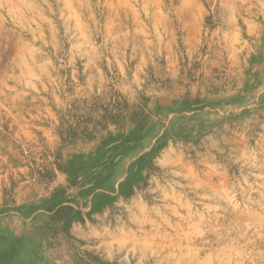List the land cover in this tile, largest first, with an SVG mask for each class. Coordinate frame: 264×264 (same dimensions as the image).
Returning <instances> with one entry per match:
<instances>
[{"label": "rangeland", "instance_id": "374dc122", "mask_svg": "<svg viewBox=\"0 0 264 264\" xmlns=\"http://www.w3.org/2000/svg\"><path fill=\"white\" fill-rule=\"evenodd\" d=\"M51 249L264 264V0H0V264Z\"/></svg>", "mask_w": 264, "mask_h": 264}, {"label": "trees", "instance_id": "16d2710c", "mask_svg": "<svg viewBox=\"0 0 264 264\" xmlns=\"http://www.w3.org/2000/svg\"><path fill=\"white\" fill-rule=\"evenodd\" d=\"M129 110L130 106L128 103L121 95L117 94L114 95L108 102L102 103L101 113L98 115L100 120L95 119L93 122L105 129L112 125L125 123L129 118H131V121H133V116H135V114L131 113ZM92 132V128L90 127V119L78 117L76 122L68 125L67 137H62V139L64 141H69L70 139L79 138V136L82 135L85 137H90Z\"/></svg>", "mask_w": 264, "mask_h": 264}, {"label": "crops", "instance_id": "0c3cea01", "mask_svg": "<svg viewBox=\"0 0 264 264\" xmlns=\"http://www.w3.org/2000/svg\"><path fill=\"white\" fill-rule=\"evenodd\" d=\"M29 256L36 260L37 264H98L91 261L95 258L92 252L87 250L82 252L62 249L32 250Z\"/></svg>", "mask_w": 264, "mask_h": 264}]
</instances>
